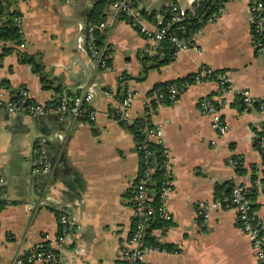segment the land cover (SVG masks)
I'll return each instance as SVG.
<instances>
[{"label": "crops", "instance_id": "0c3cea01", "mask_svg": "<svg viewBox=\"0 0 264 264\" xmlns=\"http://www.w3.org/2000/svg\"><path fill=\"white\" fill-rule=\"evenodd\" d=\"M137 1L150 21L173 0ZM249 1L225 0L221 14L207 19L197 31L195 47L177 50L158 66H150V56L156 52L141 54L149 41L115 14L107 0L6 1L8 12L0 24L10 18L9 12L18 11L23 45L0 37V79L5 86L12 94L14 88L25 86L31 100L44 103L90 92L88 104L95 117L54 112L50 119L47 114L0 109V199L6 201L0 207V264H25L18 259L30 245L58 234L60 214L54 208L71 220L63 241L54 246L61 254L60 264L131 263L125 255L134 220L129 192L140 157L126 123L139 117L160 126L161 141L170 151L173 189L166 205L171 219L165 229L153 233L160 243L176 249H152L142 261L261 264L233 207L212 206L204 220L198 202L222 196L233 181L263 174V157L253 138L264 113L254 104L244 106L213 79L191 83L176 100L156 103L150 97L156 84L193 74L208 64L227 70L235 86L264 98V54L253 46ZM99 18L110 22L101 30L111 49L109 68L98 66L84 47V24ZM30 57L41 65L40 73L33 70ZM41 73L48 87L43 86ZM127 88L133 89L134 98L122 122L115 112L121 109ZM203 96L216 102L228 126L225 132L214 129L209 115L198 107ZM57 121L63 124L61 129ZM41 136L57 167L42 188L33 150ZM235 156L241 159L240 170L230 161ZM252 209L264 229L263 188L252 197Z\"/></svg>", "mask_w": 264, "mask_h": 264}, {"label": "built area", "instance_id": "2783aa9c", "mask_svg": "<svg viewBox=\"0 0 264 264\" xmlns=\"http://www.w3.org/2000/svg\"><path fill=\"white\" fill-rule=\"evenodd\" d=\"M6 1L0 0V3H6ZM65 1L71 3L73 0ZM107 1L115 14L124 17L149 41V45L142 49L141 54L149 51L161 52L165 41L174 48V53L177 50L195 47V36L199 29L185 34L187 32V23L184 21L190 14L194 13L200 0H187L186 3H182L180 0H173L168 7V17L164 16L163 13H158L150 21L142 14L141 5L137 0ZM224 2L225 0H222V3L216 9L211 11L208 20H214L221 14ZM249 9L251 14L250 29L253 46L256 52L264 54V0H250ZM12 22L23 38L22 16L19 13L14 14L12 16ZM109 25L110 22L102 18L91 19L84 24L85 50L90 58L102 68L110 67L108 59L111 55V49L105 42L103 44H97L95 42V30H104ZM20 44L23 45V41ZM210 79L216 80L223 92H232L238 95L244 106H250L254 102H258V107L264 113L263 98L253 96L247 88L235 86L227 70L215 69L208 64H201L191 77L183 76L179 80H172L166 82L164 85L154 86L150 94L151 101L162 103L166 100H176L179 93L191 83ZM91 95L90 92L75 96L74 98L63 95L57 102H36L30 99L25 86H20L16 94L13 95L0 79V109L10 112L15 110L36 114L58 112L70 116L84 115L88 119H93L95 117V111L88 104ZM133 98V89H125L120 102L121 109L115 112L119 120L124 118L125 109L130 106ZM198 107L209 115L211 125L214 129L219 133L226 131L228 128L227 123L223 119L216 102L211 97H201L198 100ZM144 128L146 135L139 146L142 150L144 168L141 173L137 172L131 186L134 220L132 230L125 241V255L129 258L131 264H139L145 253L150 250L160 249L155 244L143 242L144 229L151 215L156 212L164 221L171 219V212L166 205L169 192L173 189L170 151L161 141L162 130L160 126L152 125L150 127L144 126ZM259 131L261 134L258 140L257 150L262 155L264 154V117L259 124ZM149 140L162 144L160 165L163 171L159 187L156 190L159 200L157 206H153L148 202L151 196L147 188V181L150 179L149 172L154 169V165H151L149 159L151 155V149L148 146ZM45 144L46 139L44 136H41L36 140L33 147L35 154H37L35 156L34 167L36 172H44L49 168V158ZM230 161L235 167L241 163V159L238 156L230 158ZM261 178L262 175L250 181H233L228 193L210 201L201 200L198 202V207L204 220H206L208 210L212 206L233 207L236 210L240 228L251 241L256 258L261 264H264V229L258 214L252 209V199L249 196L252 188L264 189V180ZM70 222L71 220L68 214L62 212L58 217V234L54 238L41 240L30 245L22 259L20 258L18 261L25 264H60L61 254L53 250V248L63 241L68 233ZM166 227L167 225H163L157 229L163 230ZM156 239L157 242H160L159 237ZM44 241H47L48 248L43 247Z\"/></svg>", "mask_w": 264, "mask_h": 264}, {"label": "trees", "instance_id": "16d2710c", "mask_svg": "<svg viewBox=\"0 0 264 264\" xmlns=\"http://www.w3.org/2000/svg\"><path fill=\"white\" fill-rule=\"evenodd\" d=\"M222 3V0H200L198 5L195 8L194 13L190 14L184 22L187 23L186 25V29L187 32L185 34H188V32H193V31H197L198 29H200V27L202 26V24L209 18V15L211 14L212 10H215L219 4ZM6 3H0V19H3V16L5 14H7V7L5 5ZM142 14L144 13L143 8L141 9ZM18 13V11H11L8 13V17H10L8 20L5 19L4 21L1 22L0 24V37L3 38H11L13 40H16V42H21L22 41V37L20 36L19 32L17 31L16 26L13 24L12 22V16L14 14ZM164 16L168 17L169 16V10L167 8L166 11L162 12ZM10 14V15H9ZM153 13H150V16H148L147 18L151 17ZM154 15H152L153 18ZM151 18V19H152ZM91 20V19H89ZM101 30L97 29L95 30V42L97 44H103V35L101 34ZM110 48V47H109ZM174 57V48L167 42L165 41L163 44V48L161 50V52H156L154 55H151L150 58H152V61L150 66H158L160 64L166 63L169 60H171ZM145 59V58H143ZM29 62L32 63V68L34 71L36 72H41V65L36 62L33 58H28L27 59ZM109 63H111L110 58L108 59ZM146 67H149V65H147ZM191 74L186 75L185 77H191ZM40 78L41 81L43 83L44 87H48L49 84L47 83L46 78L44 77V75L41 73L40 74ZM183 77H180L178 79H174V80H179ZM172 81V80H170ZM168 82V81H166ZM166 82H160L157 85H164ZM2 83L5 85L4 80H2ZM66 94V93H65ZM67 95V94H66ZM238 96V95H237ZM239 97V96H238ZM60 96H58L57 98L53 99L50 102H57L59 100ZM264 100V98L262 99ZM241 101V100H240ZM242 103V102H241ZM243 104V103H242ZM255 106H258V102H254L253 103ZM118 110H116L117 112ZM81 117H86L84 115H81ZM123 120V119H122ZM120 120V121H122ZM123 122V121H122ZM127 126L130 128V130L133 133L134 136V140H135V144H136V149L139 153V169L138 172L141 173L143 171L144 168V164H143V160H142V150L141 148H139L140 143L142 142V140L144 139L145 135H146V130L144 128V126L146 127H150L152 126V124L148 121L147 117H139L136 118L132 123L128 124L126 123ZM260 134L261 132L258 130L256 133V136L253 138V145L255 146V148L257 149L258 147V140L260 138ZM148 146L151 149V155L149 157L150 161H151V165H154V169L152 171L149 172V177L150 179L147 181V188L149 191V195L151 196L150 201H148L151 205L153 206H157L158 205V195H157V189L159 187V183L161 180V174H162V167L160 165V160L162 158V144L149 140L148 141ZM46 150L48 151V148H46ZM34 155L36 156L37 154L34 153ZM264 156V154H262V157ZM241 169V163H239L236 166V170H240ZM257 176L255 174L252 175L251 180L255 179ZM262 180H264V170H263V174H262ZM231 186V184H230ZM221 188V186L219 187ZM230 191V187L229 188H225L224 192L221 194H226ZM257 193V189L256 188H252L249 196L252 197ZM130 196H132V190H130L129 192ZM6 202L5 200H1L0 199V207L2 206V204ZM252 206V204H251ZM53 207V206H51ZM57 212V214H61L63 211H61L60 209H56L54 208ZM169 221H164L162 218H160L156 212H154L151 217L148 220V224L144 229V234H143V242L144 243H150V244H155L157 245L160 249L161 248H165V249H170L173 250L174 248H172V246L169 243H160L157 242V237L156 235L153 233V230L163 226V225H167L168 226ZM43 247L44 248H48L47 245V241L43 242ZM53 250L56 251V249L53 248ZM176 250V249H174ZM127 264H131L129 263V261H127ZM139 264H145L142 260L139 262Z\"/></svg>", "mask_w": 264, "mask_h": 264}, {"label": "water", "instance_id": "95a60500", "mask_svg": "<svg viewBox=\"0 0 264 264\" xmlns=\"http://www.w3.org/2000/svg\"><path fill=\"white\" fill-rule=\"evenodd\" d=\"M19 89V87H16V88H14L13 89V95H15L16 94V92H17V90ZM47 114V116L50 118V119H52L53 118V116H54V114L53 113H46ZM61 114L60 113H57V116H60ZM57 125H58V127L61 129L62 128V126H63V124L61 123V121H57ZM45 129H47V128H45ZM45 148H48V145L47 144H45ZM53 163H54V158L52 157L50 160H49V168H48V170L47 171H38V172H36L35 174H36V176L37 177H39L41 180H40V182H38L39 183V187L40 188H42L43 187V185L48 181V177H49V174H50V172H51V169L53 168L55 171L57 170V167H54L53 166Z\"/></svg>", "mask_w": 264, "mask_h": 264}]
</instances>
